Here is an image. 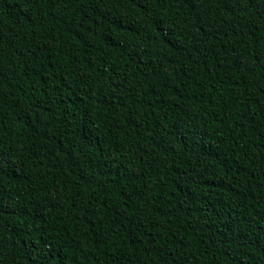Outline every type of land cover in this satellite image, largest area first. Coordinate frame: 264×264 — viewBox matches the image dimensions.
<instances>
[{
  "label": "trees",
  "instance_id": "1",
  "mask_svg": "<svg viewBox=\"0 0 264 264\" xmlns=\"http://www.w3.org/2000/svg\"><path fill=\"white\" fill-rule=\"evenodd\" d=\"M0 157V264H264V0H0Z\"/></svg>",
  "mask_w": 264,
  "mask_h": 264
},
{
  "label": "snow or ice",
  "instance_id": "2",
  "mask_svg": "<svg viewBox=\"0 0 264 264\" xmlns=\"http://www.w3.org/2000/svg\"><path fill=\"white\" fill-rule=\"evenodd\" d=\"M246 2H247V0H246ZM41 102H43V101H41ZM19 115V114H18ZM2 160H3V157H0V162H2Z\"/></svg>",
  "mask_w": 264,
  "mask_h": 264
}]
</instances>
